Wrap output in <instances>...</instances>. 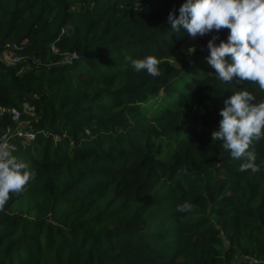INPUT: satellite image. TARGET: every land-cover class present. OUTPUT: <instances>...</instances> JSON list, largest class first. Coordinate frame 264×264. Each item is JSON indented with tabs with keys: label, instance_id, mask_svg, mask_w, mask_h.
Returning <instances> with one entry per match:
<instances>
[{
	"label": "trees",
	"instance_id": "trees-1",
	"mask_svg": "<svg viewBox=\"0 0 264 264\" xmlns=\"http://www.w3.org/2000/svg\"><path fill=\"white\" fill-rule=\"evenodd\" d=\"M185 2L0 0V55L23 57L0 64V137L36 135L10 150L36 175L0 211V264H264V139L249 146L257 172L205 140L213 84L171 60L189 36L168 15ZM147 55L161 75L127 59Z\"/></svg>",
	"mask_w": 264,
	"mask_h": 264
},
{
	"label": "clouds",
	"instance_id": "clouds-1",
	"mask_svg": "<svg viewBox=\"0 0 264 264\" xmlns=\"http://www.w3.org/2000/svg\"><path fill=\"white\" fill-rule=\"evenodd\" d=\"M171 28H181L193 40L228 29L227 40L212 35L207 43L209 55L206 61L215 69L224 82L246 81L258 83L264 90V0H186L168 15ZM219 40V43L217 41ZM194 53L195 48L188 50ZM135 71H146L153 78L161 75L160 61L152 55L143 59L128 57ZM255 97L247 90L232 94L220 110L222 119L218 128L211 133V139L221 140L223 148L233 158L243 159L240 171L260 170L255 151H249L253 139H264V101L253 103ZM35 172L0 143V211L10 199V193L20 195L26 185L35 179ZM178 212H192L194 206L185 201L177 205Z\"/></svg>",
	"mask_w": 264,
	"mask_h": 264
},
{
	"label": "rangeland",
	"instance_id": "rangeland-1",
	"mask_svg": "<svg viewBox=\"0 0 264 264\" xmlns=\"http://www.w3.org/2000/svg\"><path fill=\"white\" fill-rule=\"evenodd\" d=\"M201 44L200 42L192 38H188V40L181 45V47L177 50L176 54L171 58L172 62L181 69H187V64H189L190 71L199 70L201 73L207 74L210 78V83L213 84L212 90L207 92L205 96V105L204 112L213 113L215 115V122L217 126H219V122L222 117L219 115L220 110L225 107V100L228 99L232 94L240 92L242 90H246V82L239 83L236 81L233 82H224L221 80L215 72V69L212 68L206 61V57L208 55H204L199 53V48ZM195 48L194 53H189V49ZM188 68V69H189ZM162 94V93H161ZM159 106L154 103L151 107L153 111L156 110V107ZM211 133L206 135V141H212ZM255 139V138H254ZM214 143V142H213ZM227 230L222 229L223 235H226ZM238 260L248 261V262H257L258 260L254 257H239ZM257 260V261H255Z\"/></svg>",
	"mask_w": 264,
	"mask_h": 264
},
{
	"label": "built area",
	"instance_id": "built-area-1",
	"mask_svg": "<svg viewBox=\"0 0 264 264\" xmlns=\"http://www.w3.org/2000/svg\"><path fill=\"white\" fill-rule=\"evenodd\" d=\"M54 51H57L55 46L52 47ZM75 55V54H74ZM22 56L13 50H4L0 55V64H17L22 60ZM15 120L20 117L19 111L16 109L12 110ZM22 138L24 141H34L36 138L33 129L23 126V124L8 126L4 134L0 137V143L8 145V150H15L18 147L17 139ZM257 261V260H255Z\"/></svg>",
	"mask_w": 264,
	"mask_h": 264
}]
</instances>
